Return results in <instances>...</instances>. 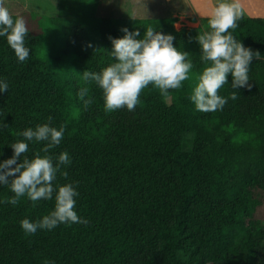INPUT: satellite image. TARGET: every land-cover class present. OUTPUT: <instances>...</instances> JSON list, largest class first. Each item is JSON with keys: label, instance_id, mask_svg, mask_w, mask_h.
I'll return each instance as SVG.
<instances>
[{"label": "trees", "instance_id": "obj_1", "mask_svg": "<svg viewBox=\"0 0 264 264\" xmlns=\"http://www.w3.org/2000/svg\"><path fill=\"white\" fill-rule=\"evenodd\" d=\"M98 2L0 13V264H264V16Z\"/></svg>", "mask_w": 264, "mask_h": 264}, {"label": "rangeland", "instance_id": "obj_2", "mask_svg": "<svg viewBox=\"0 0 264 264\" xmlns=\"http://www.w3.org/2000/svg\"><path fill=\"white\" fill-rule=\"evenodd\" d=\"M58 1L0 0V13H33L41 16L43 19L40 20L45 22L57 13ZM96 13L120 17L177 15L178 27L197 26L202 16H264V0H99ZM52 31L51 29L50 33ZM52 34L54 32L50 35ZM45 35L47 36V33Z\"/></svg>", "mask_w": 264, "mask_h": 264}]
</instances>
